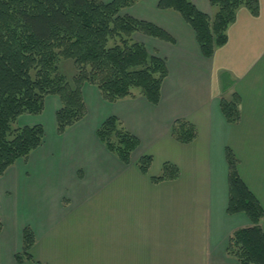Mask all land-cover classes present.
Segmentation results:
<instances>
[{"label":"crops","instance_id":"1","mask_svg":"<svg viewBox=\"0 0 264 264\" xmlns=\"http://www.w3.org/2000/svg\"><path fill=\"white\" fill-rule=\"evenodd\" d=\"M193 2L215 12L210 0ZM158 3L139 0L124 9L176 39L136 34L167 61L158 104L141 94L111 102L86 82L87 114L64 133L57 132L62 103L56 94L46 97L42 113L18 118L21 126L44 124L46 133L27 159L19 158L0 175V264H240L228 253V243L251 220L244 212L228 211L227 150L237 155L241 177L264 206V0L258 15L246 6L238 9L227 42L211 57L202 53L182 15ZM236 92L241 116L232 123L221 99ZM110 115L140 139L130 163L97 135ZM177 118L195 124L193 141L172 135ZM146 154L153 156L147 174L138 166ZM167 161L179 167V175L154 181ZM27 225L36 235L32 259L18 261Z\"/></svg>","mask_w":264,"mask_h":264},{"label":"trees","instance_id":"2","mask_svg":"<svg viewBox=\"0 0 264 264\" xmlns=\"http://www.w3.org/2000/svg\"><path fill=\"white\" fill-rule=\"evenodd\" d=\"M138 1L0 0V175L43 144L44 124L21 126L17 121L25 113H42L50 94L58 95L62 103L56 112L59 134L86 116V82L96 85L104 99L111 102L138 94L155 104L160 102L162 84L169 73L166 58L151 51L136 34L171 42L176 39L160 25L124 11ZM210 2L215 8L213 15L200 10L193 0L158 3L160 8L180 13L193 27L206 57L227 42L228 27L241 6L254 15L260 13V0ZM62 58L73 60L72 77L62 70ZM240 101L237 92L231 99H221L222 111L232 123L240 120ZM97 135L124 163L132 161L140 145L139 137L117 115L108 116ZM172 135L178 141L191 142L198 130L188 119L177 118ZM227 160L228 211L244 212L251 220L232 233L227 251L240 264H264V206L241 177L238 157L231 148ZM152 161V155H143L138 166L147 174ZM179 173V167L167 161L162 173L152 179L158 182L176 178ZM23 241V250L16 254L18 261L32 259L36 235L30 225L24 228Z\"/></svg>","mask_w":264,"mask_h":264},{"label":"rangeland","instance_id":"3","mask_svg":"<svg viewBox=\"0 0 264 264\" xmlns=\"http://www.w3.org/2000/svg\"><path fill=\"white\" fill-rule=\"evenodd\" d=\"M71 65L72 66L74 65L72 59L62 58L61 68L69 77H72L73 75V70H72ZM45 114H48V113H45ZM45 124L48 128V131H51L53 129V118L51 116V112L49 113V115L45 117Z\"/></svg>","mask_w":264,"mask_h":264}]
</instances>
